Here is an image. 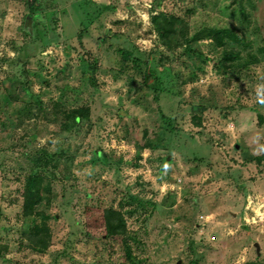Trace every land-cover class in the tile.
Returning a JSON list of instances; mask_svg holds the SVG:
<instances>
[{"label": "rangeland", "instance_id": "obj_1", "mask_svg": "<svg viewBox=\"0 0 264 264\" xmlns=\"http://www.w3.org/2000/svg\"><path fill=\"white\" fill-rule=\"evenodd\" d=\"M0 264H264V0H0Z\"/></svg>", "mask_w": 264, "mask_h": 264}, {"label": "trees", "instance_id": "obj_2", "mask_svg": "<svg viewBox=\"0 0 264 264\" xmlns=\"http://www.w3.org/2000/svg\"><path fill=\"white\" fill-rule=\"evenodd\" d=\"M162 24L163 23H159L158 26L156 27L157 31H159L160 33H162L165 29L162 27ZM220 32H218V29H216V31L214 32V36L216 38L217 41H219V43L221 42V39H220V35H219ZM221 34V33H220ZM221 44V43H220ZM32 188V187H31ZM27 194H26V198H25V201H24V204H23V213L25 214V216L27 215H30L33 210H34V207H33V203L34 201L37 200L38 198V195H39V190L38 189H29L27 188ZM115 213L113 211H110V210H105L103 212V219L105 220L106 218H110V216L114 215ZM110 220H107L105 221L104 225H105V233L108 234V236H113V235H121L123 230L121 229V227L119 226L122 221H121V218L118 217L117 219V222L115 224L113 223H110L109 222ZM119 222V223H118ZM37 228V226H36ZM38 228L34 231V233L37 235L38 233ZM34 234V235H35ZM39 241V244H33L30 245L32 248L38 250V251H41L43 250L45 247H46V242H45V239L42 237L38 240H36V242ZM126 258H130L131 259V255L130 254H127L126 255Z\"/></svg>", "mask_w": 264, "mask_h": 264}]
</instances>
